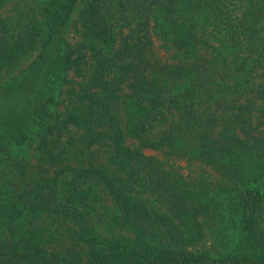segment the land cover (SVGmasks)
<instances>
[{
    "label": "trees",
    "instance_id": "obj_1",
    "mask_svg": "<svg viewBox=\"0 0 264 264\" xmlns=\"http://www.w3.org/2000/svg\"><path fill=\"white\" fill-rule=\"evenodd\" d=\"M6 3L0 264H264V0ZM183 192L238 214L241 249L191 247Z\"/></svg>",
    "mask_w": 264,
    "mask_h": 264
},
{
    "label": "rangeland",
    "instance_id": "obj_2",
    "mask_svg": "<svg viewBox=\"0 0 264 264\" xmlns=\"http://www.w3.org/2000/svg\"><path fill=\"white\" fill-rule=\"evenodd\" d=\"M78 4L74 7L73 14L71 19L75 20L77 17ZM10 10V4L6 3L0 7V15L6 14ZM75 32L71 28L69 30V36ZM69 39L73 40L74 38ZM157 39H154V45H151V49H155L157 45ZM35 52L27 55L19 64L18 67L14 68L12 73H16L20 67H24L34 56ZM159 54H163L161 50ZM123 94L128 92L129 89L126 85H123ZM62 105L60 104V107ZM132 112H137V108L134 104ZM135 115V114H134ZM158 126V125H157ZM154 127L153 130L157 128ZM72 129H75V135L79 136L82 133V129L77 128L76 126H70ZM147 154L159 155L158 151L154 148L145 149ZM161 157V156H160ZM162 159V158H161ZM172 161V160H170ZM169 162V161H168ZM167 162V163H168ZM188 161L183 158H176L173 160L174 166L177 168V171L181 173L185 179L193 182L196 177H198L199 168L202 167L199 165V162L187 163ZM190 188V187H189ZM143 196H148L150 200L148 203L156 207H160L161 210L167 209V204L163 205V200L155 194L143 193ZM84 197V194H83ZM152 199V200H151ZM205 200L202 199L198 194L196 196L195 192H183L181 200L178 201V206L188 220H194L197 222L196 226L199 227L202 234H198L195 238L194 249L205 250L211 255H218L223 252L230 251L234 249L235 251L240 250L243 245L242 234L240 233V224L238 219V214L232 215L229 213L225 214V217L222 219L224 214H221L217 210H212L210 207L204 206ZM98 203V201H96Z\"/></svg>",
    "mask_w": 264,
    "mask_h": 264
}]
</instances>
